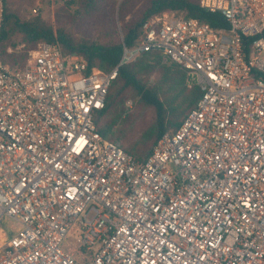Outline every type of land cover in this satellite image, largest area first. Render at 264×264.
Instances as JSON below:
<instances>
[{"label": "built area", "instance_id": "2783aa9c", "mask_svg": "<svg viewBox=\"0 0 264 264\" xmlns=\"http://www.w3.org/2000/svg\"><path fill=\"white\" fill-rule=\"evenodd\" d=\"M200 5L228 27L163 13L109 72L58 41L24 67L0 63V221L18 224L0 229V264H264V0ZM149 51L202 95L140 163L95 115Z\"/></svg>", "mask_w": 264, "mask_h": 264}, {"label": "trees", "instance_id": "16d2710c", "mask_svg": "<svg viewBox=\"0 0 264 264\" xmlns=\"http://www.w3.org/2000/svg\"><path fill=\"white\" fill-rule=\"evenodd\" d=\"M22 2L31 1L4 0V23L0 29V63H10L11 67H19L22 58L27 55H11L2 47L14 34L22 35L25 42L34 45L31 47L33 49L43 42L58 41L65 57L78 54L87 63L89 70L98 68L109 72L120 62L122 44L125 43L129 48L142 44L145 36L144 23L163 13L197 18L215 28L228 27L221 12L203 8L200 0H150L148 6L134 14L131 19L125 13L133 9V0H123L120 6V20L124 23L123 38L120 41L103 42L97 37H78L73 31L97 0H79L76 10L70 12L56 29L40 16L20 19L17 11ZM73 3L70 0L67 5ZM163 60L160 52L149 51L135 61L122 65L109 89L105 107L95 115L97 129L102 137L120 141L122 147L140 163L149 157L164 133L176 132L202 95L200 86L187 69L175 62L165 63ZM153 75L155 78L151 80ZM128 100L134 102L130 111L126 110ZM147 110L153 113V121L140 131L136 139H131L128 132Z\"/></svg>", "mask_w": 264, "mask_h": 264}, {"label": "rangeland", "instance_id": "374dc122", "mask_svg": "<svg viewBox=\"0 0 264 264\" xmlns=\"http://www.w3.org/2000/svg\"><path fill=\"white\" fill-rule=\"evenodd\" d=\"M68 1L70 0H44L38 9H36L37 6L32 1L22 2L17 11V15L20 19L40 16L45 22L56 29L58 24L64 21L67 15L70 12L75 11L79 5V0H73L74 3L70 6L67 5ZM122 2L123 0H97L92 9L79 20L77 26L73 30L74 34L78 37H97L103 42L122 40L124 35V23L120 20V6ZM149 3L150 0H133V9H129L125 13L127 18L131 19L134 14L141 12ZM3 46L6 53L11 55L14 53L21 55L27 54L23 57L24 59L22 58L19 67H24L28 63L30 53L34 50L31 48L34 45L25 42L23 36L20 34H14L9 41L5 42V45H2V47ZM27 48L31 49L29 50ZM163 61L169 63L168 61ZM2 64L10 66V63L7 62ZM154 78L155 76L153 75L151 80ZM152 121L153 113L150 110L145 111L143 117L138 118L134 126L131 128V131L128 132L131 139H136L139 136L140 131ZM17 227L18 224L11 218H4L0 221V229L6 231L8 235H11L13 233L12 230Z\"/></svg>", "mask_w": 264, "mask_h": 264}]
</instances>
